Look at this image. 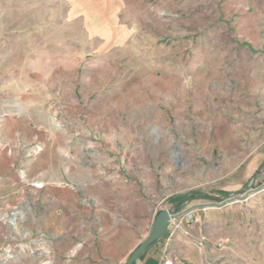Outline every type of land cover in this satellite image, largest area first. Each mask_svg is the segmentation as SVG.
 <instances>
[{
	"label": "rangeland",
	"instance_id": "1",
	"mask_svg": "<svg viewBox=\"0 0 264 264\" xmlns=\"http://www.w3.org/2000/svg\"><path fill=\"white\" fill-rule=\"evenodd\" d=\"M118 179L136 234L264 183V0H0V264H57L56 225L120 243ZM232 203L214 264H264V189Z\"/></svg>",
	"mask_w": 264,
	"mask_h": 264
},
{
	"label": "crops",
	"instance_id": "2",
	"mask_svg": "<svg viewBox=\"0 0 264 264\" xmlns=\"http://www.w3.org/2000/svg\"><path fill=\"white\" fill-rule=\"evenodd\" d=\"M79 8H82L83 12L86 13H90L87 9L91 10L87 5H79ZM112 14L111 10L108 16L111 22L114 20ZM118 180L120 185L115 187L114 194L117 199L121 198L122 202L120 205L117 202L115 203L117 204L115 210L119 211L117 215L129 217L128 223H130L129 227L121 229L122 237L119 238L121 242H117L116 235H107L106 226L105 230L101 228L102 232L98 233L96 237L94 234L92 236L90 234L83 236L77 230L76 225H56L54 228H56L57 234L52 237V257L55 263L59 264L60 261H64L66 264H72L75 256H78L92 258V262L97 264H100V259H102L104 264L108 259H112V261H116V264H119L147 236L152 226L139 234H136L137 228L133 227V225H136L137 217L140 215L137 206L141 199L139 186L136 185V181H131V179L130 182H127V179ZM258 194H260V191L250 195L245 200L247 201ZM178 202L171 199L169 206L165 207H170ZM230 204L233 203H228L221 207L194 209L177 218L176 221H179L180 225L173 237L168 240L165 233L160 240L145 249L133 264H162L161 254L164 249H167L175 257L176 264L216 263L220 255L218 254L219 248L216 247L214 240H217L223 231V226L227 222L224 215L232 209ZM179 208H181V205ZM104 209L107 211V208ZM56 211L57 213L59 212L58 209ZM150 211V207L145 208V212ZM204 237L207 238L205 241L204 239L202 240ZM85 240H88V242L83 245L82 241ZM117 247L120 249H117ZM231 262L234 263V260L231 259Z\"/></svg>",
	"mask_w": 264,
	"mask_h": 264
},
{
	"label": "water",
	"instance_id": "3",
	"mask_svg": "<svg viewBox=\"0 0 264 264\" xmlns=\"http://www.w3.org/2000/svg\"><path fill=\"white\" fill-rule=\"evenodd\" d=\"M264 189V183L252 188H245L244 192L239 193H231L224 195L221 198H217L215 201L210 202H200L196 204L189 205L184 208H179L180 205L188 200V197H184L178 203L165 208L157 209L153 214V222L152 228L147 236L142 239L130 252V254L120 263V264H133L139 255L147 249L150 245L160 240L165 234L168 224L171 220L179 218L188 212L199 209V208H208V207H221L228 203H232L235 201H241L247 199L250 195L259 192ZM203 197L204 195H200Z\"/></svg>",
	"mask_w": 264,
	"mask_h": 264
},
{
	"label": "built area",
	"instance_id": "4",
	"mask_svg": "<svg viewBox=\"0 0 264 264\" xmlns=\"http://www.w3.org/2000/svg\"><path fill=\"white\" fill-rule=\"evenodd\" d=\"M159 209V208H158ZM157 209H155L153 211V214L154 212L156 211ZM177 219V218H176ZM176 219H173L169 222L168 224V227H167V230H166V235H167V239L169 240L171 237H173L175 231L177 230V228L179 227L180 225V222L179 221H176ZM204 238H202L203 240ZM161 262L162 264H176V259L175 257L167 250V249H164L162 254H161Z\"/></svg>",
	"mask_w": 264,
	"mask_h": 264
},
{
	"label": "bare ground",
	"instance_id": "5",
	"mask_svg": "<svg viewBox=\"0 0 264 264\" xmlns=\"http://www.w3.org/2000/svg\"><path fill=\"white\" fill-rule=\"evenodd\" d=\"M5 216H6V215H4V217H5ZM15 219H16V212H13V215L10 217V220H11V222H12L13 224H16Z\"/></svg>",
	"mask_w": 264,
	"mask_h": 264
}]
</instances>
